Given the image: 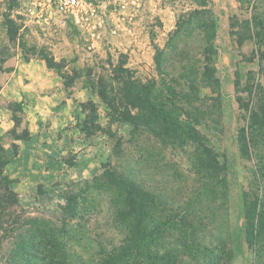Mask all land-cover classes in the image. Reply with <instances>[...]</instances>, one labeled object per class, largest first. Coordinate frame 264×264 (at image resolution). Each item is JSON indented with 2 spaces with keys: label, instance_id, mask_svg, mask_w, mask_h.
Returning <instances> with one entry per match:
<instances>
[{
  "label": "rangeland",
  "instance_id": "obj_1",
  "mask_svg": "<svg viewBox=\"0 0 264 264\" xmlns=\"http://www.w3.org/2000/svg\"><path fill=\"white\" fill-rule=\"evenodd\" d=\"M211 5L219 83L201 87L181 116L221 166V183L211 177L203 187L197 173L204 161L200 146L161 127L132 130L130 122L111 118L100 98L159 95L152 88L160 81L156 49L193 2L76 0L69 6L66 0H0L4 172L31 215L70 219L71 264H103L102 248L110 251L128 238L125 194L103 179L105 162L152 195L151 264H264V224L251 247L243 232L244 208L264 190V139L252 137L261 127L246 128L249 110L264 109V0H211ZM39 50L59 70L47 67ZM237 91L248 108L241 118ZM241 127L250 141L244 155L237 143ZM25 141L33 149L14 163ZM6 254L4 246L0 257Z\"/></svg>",
  "mask_w": 264,
  "mask_h": 264
},
{
  "label": "trees",
  "instance_id": "obj_2",
  "mask_svg": "<svg viewBox=\"0 0 264 264\" xmlns=\"http://www.w3.org/2000/svg\"><path fill=\"white\" fill-rule=\"evenodd\" d=\"M190 1L194 3V7L179 16L175 28L168 34L165 45L161 49H156L155 64L160 81L155 82L152 88L156 89L159 95L157 94L153 99L149 96L138 98L129 95L119 100L104 95L100 98L106 106L107 114L113 119L130 122L132 130L141 126L161 127L169 129L168 132L176 138L200 146L204 161L198 162L197 173L200 179L205 180L200 181L205 187L208 178L211 177L217 178L221 183L223 179L221 166L213 151L205 146V139L199 131L181 116H186L185 105L190 104V100L201 87L217 86L219 83L214 77V62L217 57L215 43L217 16L211 0ZM253 14L251 13V18ZM254 18L255 16L251 20ZM256 29L257 32L260 31ZM32 53L36 54V52ZM38 53L47 67L59 70L52 57L43 50H39ZM60 76L67 86L64 77ZM163 76L169 78L164 80ZM124 87L138 92L131 82H124ZM101 88L106 89L105 85ZM235 99L238 117L241 118L243 111H247L248 108L247 106L244 108L238 91ZM246 117L249 118L246 128L250 127V124L261 127L254 130L255 134L252 136L254 142L262 141L264 109L260 114L249 110ZM160 141L164 144L163 140ZM237 143L240 154H248L250 141L244 127L237 129ZM7 161L6 149L0 143V232L2 233L0 249L4 246L7 249V254L0 257V264H71L72 257L75 258V250L71 244L74 231L70 219L65 221L61 217H55L54 214L31 215V211L25 210L19 203L17 193L10 187L11 180L4 172ZM200 166L203 171L200 170ZM102 168L103 179L117 188H122L125 194L128 236L121 246H114L110 251L102 248L105 257L102 263L141 264L138 259L143 258L145 260L143 264H151L154 258L149 246L152 229L149 209L153 202L152 195L148 190L138 187L131 177L113 171L108 162L103 163ZM261 195L254 193L243 212L244 241L249 247L257 243L259 234L262 233L260 229L264 224L262 202L264 190H261ZM65 199L67 203L71 200L67 196ZM190 222L185 226H190ZM3 240L6 242L5 245L1 244ZM176 250L179 252V249ZM164 258L165 256L162 259Z\"/></svg>",
  "mask_w": 264,
  "mask_h": 264
},
{
  "label": "crops",
  "instance_id": "obj_3",
  "mask_svg": "<svg viewBox=\"0 0 264 264\" xmlns=\"http://www.w3.org/2000/svg\"><path fill=\"white\" fill-rule=\"evenodd\" d=\"M5 122H6V119H5ZM4 121H1L0 119V132L2 130H5L6 129V123ZM25 144L21 145L18 147V153L17 155L13 158L14 160V163L16 162H19L21 160H23V158L29 153L28 152V149H33V148H28V147H32V144L31 142H28V141H25L24 142ZM32 151V150H31ZM30 163V162H29ZM18 164V163H17Z\"/></svg>",
  "mask_w": 264,
  "mask_h": 264
},
{
  "label": "built area",
  "instance_id": "obj_4",
  "mask_svg": "<svg viewBox=\"0 0 264 264\" xmlns=\"http://www.w3.org/2000/svg\"><path fill=\"white\" fill-rule=\"evenodd\" d=\"M67 5L74 6L76 5V0H66Z\"/></svg>",
  "mask_w": 264,
  "mask_h": 264
}]
</instances>
